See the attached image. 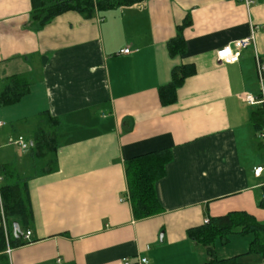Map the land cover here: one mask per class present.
I'll list each match as a JSON object with an SVG mask.
<instances>
[{"label": "crops", "instance_id": "0c3cea01", "mask_svg": "<svg viewBox=\"0 0 264 264\" xmlns=\"http://www.w3.org/2000/svg\"><path fill=\"white\" fill-rule=\"evenodd\" d=\"M187 18L185 48L170 56L167 42ZM263 27L264 0H142L91 17L66 11L40 27L31 0H0V88L11 75L30 81L18 102L0 105V165L31 166L15 140L30 141L39 113L64 126L56 168L26 182L30 240L9 245L8 264H202L205 247L188 239L189 228L231 211L263 221L264 170L253 168L264 165V148L250 120L256 106L241 97L259 92ZM226 45L237 62L216 59ZM182 64L193 73L162 104L158 88ZM161 149L171 152L155 182L163 209L135 219L124 163ZM252 238L216 240L215 254L264 264L246 254Z\"/></svg>", "mask_w": 264, "mask_h": 264}, {"label": "trees", "instance_id": "16d2710c", "mask_svg": "<svg viewBox=\"0 0 264 264\" xmlns=\"http://www.w3.org/2000/svg\"><path fill=\"white\" fill-rule=\"evenodd\" d=\"M142 0H31V20L37 27L49 23L55 16L75 11L91 17L95 11H107L121 6H129ZM191 21L187 18L177 27L176 35L167 42L170 56L183 52L185 48L181 31ZM193 73L192 64L175 66L171 70L170 81L158 88L159 100L162 104L173 103L176 90L184 79ZM30 81L22 75L7 76L0 88V105H11L18 102L29 90ZM252 129L256 134L264 124V109L257 105L250 116ZM32 128L28 143L25 169L21 172L15 166L0 165L2 184L0 188L1 203L8 227V244L11 247L23 245L22 236L13 234L12 223L17 221L21 232L28 230L31 220L30 201L27 180L33 175L53 171L56 168V152L64 142L63 120L48 112L39 113ZM259 147L264 143L259 141ZM171 160V152L161 149L125 161L124 170L127 179L128 198L135 219H144L162 211L156 192L155 182L164 175L165 165ZM263 197L259 205L264 207ZM251 234L246 254H256L264 259V220L257 221L252 215L243 211H231L224 215L208 218V222L191 227L187 237L191 242L205 247L206 259L202 264H241L239 256L217 258L214 249L216 240L222 245L229 242L230 235ZM6 242L0 227V264H8L5 253Z\"/></svg>", "mask_w": 264, "mask_h": 264}, {"label": "built area", "instance_id": "2783aa9c", "mask_svg": "<svg viewBox=\"0 0 264 264\" xmlns=\"http://www.w3.org/2000/svg\"><path fill=\"white\" fill-rule=\"evenodd\" d=\"M245 4L247 7L253 3V0H238ZM264 28V27H263ZM121 53H128L129 49L128 48H123L120 50ZM216 59L219 62L223 63H235L239 60V55L232 50V48L229 45H226L222 47L220 50H217L216 52ZM255 69H256V74H257V79H258V85H259V92L257 95H254L249 92H243L241 97L244 102L251 106H257L260 105L264 109V60L261 59L257 54L255 55ZM2 122H0V125ZM257 138L259 141L264 143V124L263 127L256 133ZM28 141L25 140L22 136H18L15 140V144L20 148L21 150H26L28 147ZM264 170V165H257L256 167L253 168V174L255 176H259L262 171ZM2 176L0 175V188L2 184ZM204 222H208V218L204 219ZM0 227L3 231L4 237H5V242H6V250L5 252L7 254L10 253L11 249L8 244V227H7V221L4 216L3 208H2V203H1V193H0ZM22 236H24V240L29 241L30 240V235L31 231L26 230L25 233H21ZM59 262V259L57 260ZM137 264H149L147 258L145 257H140L137 262ZM125 264H129V261H126Z\"/></svg>", "mask_w": 264, "mask_h": 264}, {"label": "water", "instance_id": "95a60500", "mask_svg": "<svg viewBox=\"0 0 264 264\" xmlns=\"http://www.w3.org/2000/svg\"><path fill=\"white\" fill-rule=\"evenodd\" d=\"M12 226H13V234L16 235V236H21V230H20V226L18 224L17 221H14L12 223Z\"/></svg>", "mask_w": 264, "mask_h": 264}, {"label": "rangeland", "instance_id": "374dc122", "mask_svg": "<svg viewBox=\"0 0 264 264\" xmlns=\"http://www.w3.org/2000/svg\"><path fill=\"white\" fill-rule=\"evenodd\" d=\"M7 128H9V127H7ZM24 135L26 136V137H28V133L26 132V133H24ZM15 146V145H14ZM263 159H264V157H263Z\"/></svg>", "mask_w": 264, "mask_h": 264}]
</instances>
